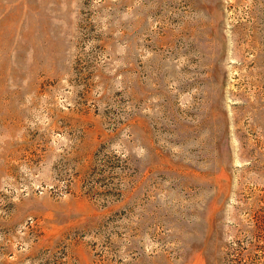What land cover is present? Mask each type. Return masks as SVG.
Instances as JSON below:
<instances>
[{
	"label": "rangeland",
	"instance_id": "obj_1",
	"mask_svg": "<svg viewBox=\"0 0 264 264\" xmlns=\"http://www.w3.org/2000/svg\"><path fill=\"white\" fill-rule=\"evenodd\" d=\"M0 264H264V0H0Z\"/></svg>",
	"mask_w": 264,
	"mask_h": 264
}]
</instances>
